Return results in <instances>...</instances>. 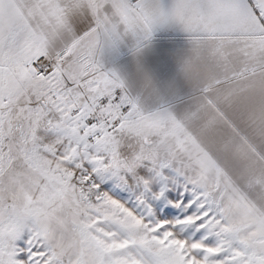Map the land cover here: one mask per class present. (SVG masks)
Instances as JSON below:
<instances>
[{
  "label": "snow or ice",
  "instance_id": "6c2138e0",
  "mask_svg": "<svg viewBox=\"0 0 264 264\" xmlns=\"http://www.w3.org/2000/svg\"><path fill=\"white\" fill-rule=\"evenodd\" d=\"M79 4L0 0V264H264V208L206 194L168 110H145L101 60L168 20L264 49V0Z\"/></svg>",
  "mask_w": 264,
  "mask_h": 264
},
{
  "label": "crops",
  "instance_id": "0c3cea01",
  "mask_svg": "<svg viewBox=\"0 0 264 264\" xmlns=\"http://www.w3.org/2000/svg\"><path fill=\"white\" fill-rule=\"evenodd\" d=\"M146 3L168 10L174 0ZM85 6L80 0L75 10ZM101 60L145 110H168L174 137L186 141L177 146L196 145L194 152L207 154L223 176H264V49L258 44L197 39L168 20L154 25L138 50L125 37L106 46Z\"/></svg>",
  "mask_w": 264,
  "mask_h": 264
},
{
  "label": "rangeland",
  "instance_id": "374dc122",
  "mask_svg": "<svg viewBox=\"0 0 264 264\" xmlns=\"http://www.w3.org/2000/svg\"><path fill=\"white\" fill-rule=\"evenodd\" d=\"M178 135V136H177ZM171 133L169 140L177 149L176 159L185 168L187 174L198 185L205 189V193L216 197L225 209L235 210L237 202H243L247 207L264 208V176L240 177L223 176L215 162L210 161L207 154L194 152L195 145H180L181 136ZM185 138V137H183ZM186 143V141H184ZM209 158V159H206ZM264 166V161L261 162ZM110 194L115 198L134 202V194L120 188H115ZM155 210V204L152 205Z\"/></svg>",
  "mask_w": 264,
  "mask_h": 264
}]
</instances>
